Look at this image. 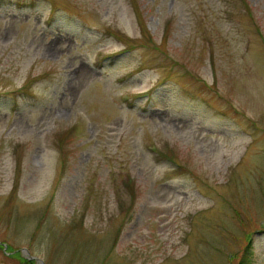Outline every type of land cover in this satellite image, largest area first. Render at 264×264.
Returning a JSON list of instances; mask_svg holds the SVG:
<instances>
[{"label":"rangeland","instance_id":"374dc122","mask_svg":"<svg viewBox=\"0 0 264 264\" xmlns=\"http://www.w3.org/2000/svg\"><path fill=\"white\" fill-rule=\"evenodd\" d=\"M0 245L264 264V0H0Z\"/></svg>","mask_w":264,"mask_h":264},{"label":"trees","instance_id":"16d2710c","mask_svg":"<svg viewBox=\"0 0 264 264\" xmlns=\"http://www.w3.org/2000/svg\"><path fill=\"white\" fill-rule=\"evenodd\" d=\"M148 31V30H147ZM19 95H26V92L23 91V89L18 91ZM0 248L3 249V246L0 245ZM14 247H11L10 245H8V247L6 248V252L9 253L10 256L12 257H17L19 259L20 264H32V261H28V257L27 256H21L20 255V251L14 250ZM238 264H247V260L244 259V256L241 258L240 262Z\"/></svg>","mask_w":264,"mask_h":264}]
</instances>
